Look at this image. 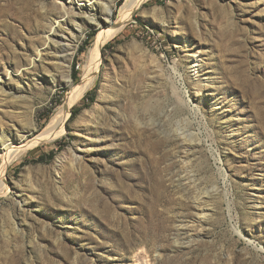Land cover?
I'll list each match as a JSON object with an SVG mask.
<instances>
[{"label": "rangeland", "instance_id": "374dc122", "mask_svg": "<svg viewBox=\"0 0 264 264\" xmlns=\"http://www.w3.org/2000/svg\"><path fill=\"white\" fill-rule=\"evenodd\" d=\"M61 1L0 0V158L70 94L50 30L77 84L108 27L106 0ZM104 46L64 132L6 169L0 264H264V0H148Z\"/></svg>", "mask_w": 264, "mask_h": 264}, {"label": "bare ground", "instance_id": "6f19581e", "mask_svg": "<svg viewBox=\"0 0 264 264\" xmlns=\"http://www.w3.org/2000/svg\"><path fill=\"white\" fill-rule=\"evenodd\" d=\"M96 2H101V0H93ZM148 0H126L124 4L119 8L118 14L115 20H111L113 15L112 3L115 0H106L102 4V20L106 24L107 28H100L94 38V50H91L86 55V63L82 69L81 80L74 84L71 82L69 77L70 61L73 56L71 45L69 44L70 38L65 36H58L55 29H51L50 33L46 36L45 40L48 46H53L54 49L60 50L63 58V63L66 66L63 67L65 71L64 78L66 85L70 88V94L68 99L59 108L57 113L52 117L46 127L39 132L31 140H26L25 136L16 135L12 133H6L1 138V145L3 150V155L0 158V194L6 190L5 173L6 169L13 159L24 153L26 150L33 147L35 144L57 137L64 132L65 123L69 117L71 107L84 95L88 90L90 85H92L93 79L98 71V66L100 62V52L103 46L108 40L113 38L118 34L124 26L131 20L133 13ZM70 0L61 1V10L68 12L70 5ZM86 6V5H85ZM87 10L89 12L93 11V4H88ZM85 8V7H84ZM85 8V9H86ZM86 22L88 25H98L97 19L92 15H87ZM58 26H61L58 24ZM77 31L80 33V28L77 26ZM196 65L194 64L193 67ZM0 94H5V90L0 87ZM26 153V152H25Z\"/></svg>", "mask_w": 264, "mask_h": 264}, {"label": "trees", "instance_id": "16d2710c", "mask_svg": "<svg viewBox=\"0 0 264 264\" xmlns=\"http://www.w3.org/2000/svg\"><path fill=\"white\" fill-rule=\"evenodd\" d=\"M93 35H90V37H92ZM111 48V44H107L106 46H104V49H110ZM91 94V92H88L86 95H85V97H84V99L85 100H87L88 101V96ZM71 116L73 117L74 116V110L71 112ZM53 156H54V154H53V152H50L48 155H46V158L47 159H52L53 158ZM43 156H40L37 160L38 161H42L43 160Z\"/></svg>", "mask_w": 264, "mask_h": 264}]
</instances>
